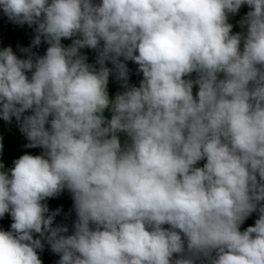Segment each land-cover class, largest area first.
Here are the masks:
<instances>
[{"label":"clouds","instance_id":"9594fccd","mask_svg":"<svg viewBox=\"0 0 264 264\" xmlns=\"http://www.w3.org/2000/svg\"><path fill=\"white\" fill-rule=\"evenodd\" d=\"M245 4L233 34L229 15ZM0 9L35 25L24 58L0 48V118L15 117L25 147L43 149L10 170L0 163V218L13 220L0 230V264H42L45 240L57 264H264V0H0ZM42 40L41 56L32 48ZM82 49L97 52L94 64ZM108 60L124 86L114 99ZM127 61L142 72L138 87ZM64 189L72 234L53 227L59 210L45 203ZM253 212L255 226L241 231Z\"/></svg>","mask_w":264,"mask_h":264},{"label":"trees","instance_id":"16d2710c","mask_svg":"<svg viewBox=\"0 0 264 264\" xmlns=\"http://www.w3.org/2000/svg\"><path fill=\"white\" fill-rule=\"evenodd\" d=\"M94 2H100V0H94ZM250 10L247 4L241 6L239 12L235 15H229V23L233 24V34L236 32H241L242 29L239 25V21L245 14ZM35 25L29 27L27 24L20 26L16 23H13L0 9V48H5L11 46L13 51L24 58L25 53L21 52V48H27L30 46L32 39L35 36L34 32ZM65 45H70L72 43L71 39L65 38L62 41ZM5 43H8L5 45ZM48 45L43 42L32 48V51L37 55H44L46 53ZM81 52L88 56V62L94 64L97 59V52L93 49H82ZM123 59V58H121ZM106 66L110 69H113L112 74L109 77L108 92L110 98L114 99L118 92L124 91L123 82L117 79L116 71L114 65L110 60L105 62ZM128 68V83L134 84L137 87L139 82L143 79L142 72L138 73V65L133 61H127ZM29 75H31L29 73ZM198 91V86L194 85L193 95L195 96ZM31 114L26 112L25 115ZM104 115L107 118L111 117L110 111L106 110ZM125 139L124 134H121V141ZM0 142H2L3 147L0 150V163H3L6 170H10L14 167V160L20 158L24 154L40 155L43 152L42 148H26L25 145L29 143L24 134L21 132L19 124L17 123L15 117L12 118L11 122H6L0 118ZM206 163V159L201 160L198 163V167H203ZM49 207L50 214L59 210L58 214L54 218L53 227L64 226L69 228L67 234H72L73 223L76 219V212L74 208V201L72 193L68 189L62 190L54 197L47 198L45 201ZM259 218L258 212H253L240 226L241 231H244L249 226H255V221ZM13 220L10 214L6 213L4 217L0 218V230L10 231L11 224ZM164 227H168L165 225ZM39 234H34V238L38 237ZM44 242L43 250H37L38 254L42 260V264H57L60 257L58 254L54 253L51 250L50 245L47 241ZM178 255V254H174ZM199 264V262H198Z\"/></svg>","mask_w":264,"mask_h":264},{"label":"rangeland","instance_id":"374dc122","mask_svg":"<svg viewBox=\"0 0 264 264\" xmlns=\"http://www.w3.org/2000/svg\"><path fill=\"white\" fill-rule=\"evenodd\" d=\"M8 43H5V45H7ZM191 76V77H190ZM196 77H197V74L196 73H192V74H190L189 75V77H185V79H193V80H195L196 79ZM194 88V87H193ZM111 113V112H110Z\"/></svg>","mask_w":264,"mask_h":264},{"label":"bare ground","instance_id":"6f19581e","mask_svg":"<svg viewBox=\"0 0 264 264\" xmlns=\"http://www.w3.org/2000/svg\"><path fill=\"white\" fill-rule=\"evenodd\" d=\"M191 77V76H190Z\"/></svg>","mask_w":264,"mask_h":264}]
</instances>
